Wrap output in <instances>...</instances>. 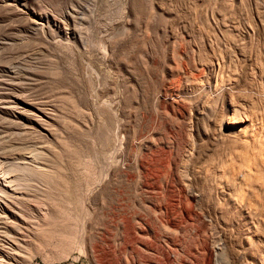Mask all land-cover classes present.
<instances>
[{
	"label": "rangeland",
	"instance_id": "1",
	"mask_svg": "<svg viewBox=\"0 0 264 264\" xmlns=\"http://www.w3.org/2000/svg\"><path fill=\"white\" fill-rule=\"evenodd\" d=\"M204 57L264 94V0H0V264H216Z\"/></svg>",
	"mask_w": 264,
	"mask_h": 264
},
{
	"label": "bare ground",
	"instance_id": "2",
	"mask_svg": "<svg viewBox=\"0 0 264 264\" xmlns=\"http://www.w3.org/2000/svg\"><path fill=\"white\" fill-rule=\"evenodd\" d=\"M224 32L229 38L228 32ZM201 61L198 77L202 79L204 93L190 107L195 154L202 156V143L207 138L215 143H239L241 147H237L239 150L234 159L221 165L220 177L216 178L213 174L216 180H212L210 187L208 185L210 189L207 194L201 185L209 171L202 174L194 160L189 169L188 191L198 206H205V213L210 208L215 216L224 214L223 218H226V213L232 215H229L232 219H222L220 222L213 220L215 217L211 219L216 233L212 248L216 264H264V136L259 134L260 129L264 128V94L250 92L246 98L241 96L238 99L234 94L244 84L247 77L245 72L243 78L228 74L224 77L221 61L208 62L205 57ZM205 67L209 68L210 73L204 72ZM259 69L263 76L264 67L259 66ZM171 92L165 88L164 93L168 95ZM227 96H230L232 103L228 110L225 108Z\"/></svg>",
	"mask_w": 264,
	"mask_h": 264
}]
</instances>
